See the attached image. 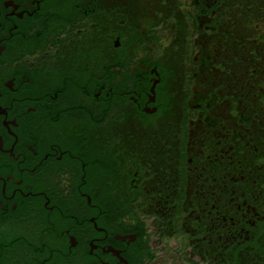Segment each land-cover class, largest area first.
<instances>
[{"label":"flooded vegetation","instance_id":"flooded-vegetation-1","mask_svg":"<svg viewBox=\"0 0 264 264\" xmlns=\"http://www.w3.org/2000/svg\"><path fill=\"white\" fill-rule=\"evenodd\" d=\"M131 22L121 0H0V264H264V204L188 77L159 112L162 23L129 64L149 82L121 87Z\"/></svg>","mask_w":264,"mask_h":264},{"label":"trees","instance_id":"trees-1","mask_svg":"<svg viewBox=\"0 0 264 264\" xmlns=\"http://www.w3.org/2000/svg\"><path fill=\"white\" fill-rule=\"evenodd\" d=\"M121 18L135 27L121 31V87L149 82V70L129 64L143 37L140 23H162L169 40L159 43L156 59L144 60L162 79L159 112L176 120L173 80L188 77L205 122L221 127L206 140L232 154L239 190L264 204V0H121ZM157 29H150L155 40Z\"/></svg>","mask_w":264,"mask_h":264},{"label":"rangeland","instance_id":"rangeland-1","mask_svg":"<svg viewBox=\"0 0 264 264\" xmlns=\"http://www.w3.org/2000/svg\"><path fill=\"white\" fill-rule=\"evenodd\" d=\"M179 1L181 2V5L188 6V1L189 0H179ZM159 31H160V33H162L164 35L161 38L163 40V43H166L169 40V38H168V36L166 34L168 32L167 28H160ZM176 240H179L180 242H182V239H181L180 236L178 238H165V239H163L162 242L166 243V248L165 249H167V250L166 251H160L159 253L161 255L166 253V252H169V254H171L172 253L171 249L174 246ZM169 260L170 259H168V261Z\"/></svg>","mask_w":264,"mask_h":264},{"label":"water","instance_id":"water-1","mask_svg":"<svg viewBox=\"0 0 264 264\" xmlns=\"http://www.w3.org/2000/svg\"><path fill=\"white\" fill-rule=\"evenodd\" d=\"M151 70H154V67L151 69ZM154 83H155V80L153 81V83H152V85H151V87H150V89L153 91V85H154Z\"/></svg>","mask_w":264,"mask_h":264}]
</instances>
